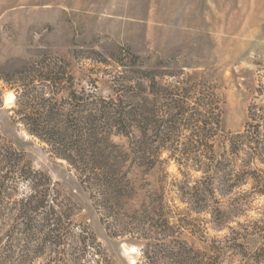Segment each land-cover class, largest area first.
Instances as JSON below:
<instances>
[{"label": "rangeland", "instance_id": "obj_1", "mask_svg": "<svg viewBox=\"0 0 264 264\" xmlns=\"http://www.w3.org/2000/svg\"><path fill=\"white\" fill-rule=\"evenodd\" d=\"M131 53L138 59L132 60ZM42 63L59 76L65 66L74 78L73 89H84L85 95L93 91L97 97L110 96L131 112L136 102H143L156 112L157 122L147 127V140L142 142L159 148V156L146 169L130 155L127 178L134 193L117 215L114 227L119 235L112 236L100 220L75 170L15 120V101L7 99L10 94L15 96V89L3 78H11L8 74L24 66ZM135 69L158 75L156 82L170 94L153 100L146 90L141 94L146 99L136 101L139 96L132 87L137 81L146 88L149 83ZM68 88L63 80L46 93L53 101H66ZM178 108L185 112L175 118ZM212 112L218 120L212 151L200 156L201 165L187 161L198 155L189 153L191 148L209 142L210 137L196 140V131L213 117ZM171 118L162 126L161 120ZM155 127L163 135L168 132V137L156 136ZM129 131L130 137L113 135L112 140L124 149L139 143V127L132 125ZM252 132H258L260 143L264 141V0H0V135L3 142L24 152L35 170L50 178V186L59 195L55 197V190H50L48 203L74 205L68 210L75 226L71 229L64 224L61 230L68 244L72 233L87 237V244L94 242L115 264H146L144 251L152 256L151 264H171L169 258L161 257L167 256L161 251L174 253L182 241L185 249L194 251L195 260L202 256L209 262L234 233L241 232L243 238L237 242H244L247 252L254 251L260 243L249 226L263 220L264 195L249 194L251 180L227 191L216 173L219 163L228 158L234 160L236 171L254 166L243 163L247 159L244 150L231 153L227 141ZM256 166L264 174V161ZM31 186V182L19 185L12 198L15 210H9L10 198L0 201V260L58 264L49 259L61 256L58 252L67 248L65 244L46 241L44 251L35 250L50 236V227L34 225L29 233L24 232L25 220L18 209L30 201ZM205 188L212 191L198 203L196 191ZM241 191L248 196L239 206L236 201ZM48 211L46 206L38 214L51 220ZM133 247L136 251L124 252ZM227 256L221 264L246 262L243 255L228 252ZM257 264H264V257Z\"/></svg>", "mask_w": 264, "mask_h": 264}, {"label": "trees", "instance_id": "obj_2", "mask_svg": "<svg viewBox=\"0 0 264 264\" xmlns=\"http://www.w3.org/2000/svg\"><path fill=\"white\" fill-rule=\"evenodd\" d=\"M128 56L132 60L138 59L132 53ZM65 68L63 66L59 76L57 75L58 72L51 70L48 64L42 63L37 67L32 64L24 66L19 72L15 71L8 74L7 77H11L9 79L3 78L15 89V107L12 108V111L16 122L20 123L28 134L47 144L55 156L65 160L75 170L79 183L90 193V199L100 214V220L112 236L119 235V230L114 227V224L119 221L117 215L123 209L126 199L134 193V188L132 185L130 186V181L127 178L130 164H132L131 161L127 164L130 155H133V159L139 164L146 166V169H149L159 156V148L156 149L142 142L147 137L145 132L147 127L153 122H157L156 112L154 109H150L147 103L136 102L138 105L135 112H131V110H127L125 104H122L123 102L119 104L110 96L97 97L91 94L93 91L85 95L84 89L76 91L73 89L74 78ZM134 71L139 78L145 77L149 83L146 88L142 82L137 81L132 87V89L137 90L136 96H139L136 101L146 99L141 97V94L146 93V90H149L148 94L153 96V100H157L160 94L164 96L170 94L169 92L164 93L162 86L156 82L155 77L158 75H152L148 71L139 69ZM63 80L68 82V89L70 90L69 97L65 98L67 102L64 99L53 101L46 93V89L53 86L58 87ZM90 85L96 87L94 83H90ZM128 90L131 91V88L129 87ZM150 106L154 107L155 104ZM184 112L183 108H178L175 118L182 116ZM211 114L213 117H209L203 123L204 126L200 129L197 127L198 130L196 131L198 133L196 140L200 141L202 137H210L209 142L202 143L203 147L201 148L196 146L197 148L190 149L187 147L186 151L190 149L189 153L196 151L198 154L188 158L187 161L194 160L201 165L200 156L204 157L212 151L214 147L212 138L216 134L215 126L218 120L216 114L213 112ZM172 118L161 120L163 121L162 126L168 121L170 122ZM210 121H212V126L208 129ZM132 125L139 127L142 136L141 141L137 144L131 143L128 149H124L123 145L114 143L113 135L130 137L129 127ZM155 128L153 131H155L156 136L161 134L164 138L168 137V132L163 135L159 127ZM252 133L253 135L248 137L237 134L227 139L233 148L231 153L239 154L241 150H244L247 153V159L243 163L247 166L254 165L251 169L236 171L237 165L234 164L233 159L228 158L225 162L219 163L216 173L219 172L218 180L227 191L240 185L244 186V183L247 184L251 180L252 183L248 189L249 194L264 195V174L257 166L255 167V164L264 161V141L262 139L260 143L257 137L258 132L256 135L255 132ZM24 155V152L3 142L0 135V201L10 198L9 210H15L16 204L12 198H14V194L18 193L19 185L23 182H31L30 191H33V195L31 193L30 201L22 202L18 209L21 217L25 220L23 222L24 232L29 233L34 225L42 226L41 228L44 229L47 227L52 229L50 236H45L43 242L36 245V252L44 251L45 242L48 241L52 244H58V246L64 244L67 246L66 249L58 252L61 253V256L50 258L49 262L55 261L58 264H115L112 258L94 242L87 244V237L70 233L71 237L68 238L70 244L64 241L67 238H62L63 225L66 224L71 229L75 226L71 211L68 210L74 209V205L69 207L61 201L55 202V200L48 203V193L55 188L53 185L50 186V178L45 173L35 170L30 162L25 160ZM209 191L212 189L205 188L199 192L196 191L197 202L202 201ZM238 194L239 198L236 202L240 206L248 195H246V191H241ZM58 195V191L55 190L54 196L58 198ZM35 197L37 199L31 201ZM26 205L32 208L26 209ZM46 206L49 207V211L46 213L53 216L51 220H48L47 216L38 214ZM35 213L36 215H33ZM262 216L263 220L251 222L249 226V229H252L254 234L258 236L256 243H260L254 251L247 252V247H243L244 242H237L238 238H243V234L240 232L234 233L228 239L226 246L223 245L220 250L217 249L218 256H213L209 262L204 260L202 256L195 260L194 251L185 249L182 241L178 242V249L174 253H169L167 250L161 251L167 255L161 257L169 258L172 261L171 264H221V261L229 257L227 253L230 252L232 256L235 254L243 255L244 260H246L244 264H257L264 257V214ZM111 226L112 231L110 230ZM63 233L65 235L66 232L63 230ZM154 252L156 251L154 250ZM142 254L148 261L146 264H151L152 256H147V251L142 252ZM92 257L94 258L92 259ZM31 262L22 259L17 264H32ZM0 264H16V262L6 258L1 259Z\"/></svg>", "mask_w": 264, "mask_h": 264}, {"label": "bare ground", "instance_id": "obj_3", "mask_svg": "<svg viewBox=\"0 0 264 264\" xmlns=\"http://www.w3.org/2000/svg\"><path fill=\"white\" fill-rule=\"evenodd\" d=\"M7 99L8 100H10V101H13L14 100V95L13 94H10L8 97H7ZM133 249H134V247L133 248H131L130 250H125L124 252L126 253V254H128L130 251L132 252L133 251ZM136 249V248H135ZM136 251V250H135Z\"/></svg>", "mask_w": 264, "mask_h": 264}, {"label": "snow or ice", "instance_id": "obj_4", "mask_svg": "<svg viewBox=\"0 0 264 264\" xmlns=\"http://www.w3.org/2000/svg\"><path fill=\"white\" fill-rule=\"evenodd\" d=\"M133 251H135V249H133Z\"/></svg>", "mask_w": 264, "mask_h": 264}]
</instances>
